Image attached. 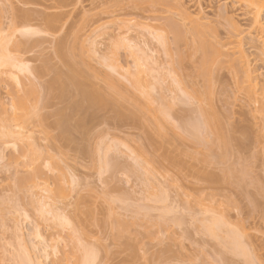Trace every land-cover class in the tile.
I'll list each match as a JSON object with an SVG mask.
<instances>
[{"label":"rangeland","instance_id":"1","mask_svg":"<svg viewBox=\"0 0 264 264\" xmlns=\"http://www.w3.org/2000/svg\"><path fill=\"white\" fill-rule=\"evenodd\" d=\"M173 1L0 0V41L4 38L3 41L5 42V35L6 38L10 37L11 41L8 40L7 43L10 47H6L11 56L5 46H0V52L4 50V47L6 49L3 52L8 54L7 57L9 58L10 56L12 59L14 57V60H17L12 67V61L10 65L8 63L5 66L0 62V114H2V111L4 113L7 110L5 114H9L7 117L11 116L12 118L10 122L7 119L9 125L13 123L11 129L15 127V130H12L16 132L20 128L22 134L24 132L23 139H20L22 135L17 137V139L16 137L15 139L11 137L12 139L8 138L9 142L8 144L6 143L7 145H0V151L2 152V155L0 154V264H19V262L21 264L26 261L21 259L23 256V259H26L24 254L27 251L33 258L37 257L35 259L37 264H63L60 257L68 253L69 256L72 254L69 260L74 262V258L79 255L72 251L74 244L75 249L80 245L75 243L74 240L72 241V239H75L77 242V232H79V235L80 233L84 234L79 237L82 236L86 241L90 240L86 242L89 248L88 251H94L95 259L99 258L96 262L94 261L95 264H264V192H262L264 191L262 190L264 189V79L260 80L261 86L257 88L258 90L255 94V96L257 95L255 97L257 101H254L256 104L252 103L253 101L251 100V102L249 101L251 104L248 103L247 100L249 98L244 94L242 95L239 92V94H236L234 92L236 88L232 87L234 84L232 83V76L230 75V78L226 69H224L226 72H217L218 76H214L220 86L214 80V86L206 84L205 92L203 80L201 83V77L197 75V69L194 68L196 67V59L192 58L193 60H191V57H189L190 60L188 59V51H191V49H187V46L185 48L184 43L178 44L177 42L176 44L173 37L174 32L171 35L169 34L172 30L169 29V33L167 31L168 34H166L162 30L155 31L154 28H148L144 25H164L165 20H160L161 18H158L159 15L163 16L166 14H162V12H165L168 5L176 9L181 4L192 17L198 16L203 21H209V18L216 21L219 19L214 17L217 16L220 7L224 6L225 3L230 5V3L225 0ZM192 1L194 2L192 3ZM175 2L179 3V5ZM194 3L198 7L197 5L194 7ZM229 5L227 9H232L230 12L231 16L233 15L232 17H235L236 21L243 26V28L241 26L243 30L248 31L250 23L244 17L241 18V6L234 3L235 7L233 5L234 8H232V5ZM154 16L158 18L156 22L159 20L161 22L155 23ZM166 16L164 15V17ZM122 20L126 22V25ZM12 22H14L15 26ZM137 22L144 25L141 26ZM127 24H129L128 27ZM135 24H138L139 27ZM100 25L104 27L100 28ZM8 26L10 28L14 27V29L11 28L13 32L17 26V32L15 31L12 34L13 32H10ZM220 27L219 29L221 30ZM93 29H95V32ZM90 34L92 37L88 36ZM160 34L163 36L164 34L167 35V43H169L168 38L171 39L167 49L168 51L170 49V54L172 53L171 49H173L171 55L173 56L174 54L175 60H173V57L166 55L167 52L164 51L163 43L159 42ZM89 39L91 46L88 44ZM126 39H132V42L130 40L127 42ZM83 40H86L85 43L87 45L84 44ZM3 41L2 44L4 45ZM91 42L94 45L97 44L94 46ZM88 47H92V50L89 49L88 51ZM68 49L71 51L69 52ZM80 49L82 50L80 51ZM83 49L88 52L83 53L85 51ZM182 49L187 50L180 53ZM111 50L119 52L121 67H124H122L124 69L122 73L119 72L118 74L116 72L112 75L114 84L111 79L109 80L108 77L107 79L104 76L106 75L105 73L110 72V69L106 71L104 66L109 64L107 59L112 55L109 54L112 53L110 52ZM62 51H65V53L69 52L70 58L64 55ZM90 51H93V53ZM138 51L140 53H137ZM86 53L94 55L92 56L93 58H87L89 54ZM178 53L186 54L184 55L185 58H183L185 61L183 59L180 61V55L177 56ZM76 54L79 56L78 58ZM81 56H84L82 57L83 59ZM101 56L103 57L102 61ZM71 57L77 59H71ZM104 57L108 58L104 60ZM170 58L172 59L171 67H169ZM141 59L142 62L140 61ZM71 60L75 62L72 63ZM81 60L84 62H81ZM103 61L108 63L105 65ZM173 61H176V63L174 64ZM177 62L181 63V67ZM174 67L179 70L175 68L174 72ZM11 68L14 69L12 70ZM66 68L68 69L66 70ZM130 69H132V72ZM150 69L151 71H149ZM137 70H139L138 72L141 70V72L138 73ZM260 70L264 72V69L262 70L259 67L258 71ZM134 73H138L139 77L142 75L140 79L144 77L143 80L141 79V85L144 84L145 87V84L148 83V88L151 86L148 90L146 85L145 89L148 92H145L146 90L144 91V89H140V92L139 89L135 91L137 87L135 89L131 88V84L140 85H138L140 79L138 81ZM168 73L169 75L171 73L172 76H169ZM133 74L137 78V83H132L135 80ZM14 75L17 76V80L13 78ZM74 75L83 77L81 79L86 82L88 98L96 96L95 94L100 91L102 93L101 96L105 100L109 98V101L107 100L104 105H93L86 101L84 103L86 110L84 106L81 108L80 103H83L84 100H82L83 96L82 99L79 97L82 95H79L80 91L76 90V88H79L69 86L68 81L65 80ZM179 77H182L181 79L183 80V82L179 80L182 88L177 83H175L177 85H174V80L175 82L178 81ZM132 78L134 79L133 81L130 80ZM218 78H221L224 83ZM144 79L145 82L147 81L146 83H143ZM111 82L117 86V89ZM67 83L70 93L68 89V92L65 89L67 87L65 84ZM227 85H229L231 92H228L227 89L229 87L226 88ZM199 86L202 89L204 88L203 91H199ZM211 86L214 87L213 90ZM233 86L235 87V85ZM109 87H113L110 88L112 92H109ZM219 88H221V91ZM226 90L227 93H225ZM170 91L174 94L170 93ZM117 92H122V94L118 93V98ZM201 92L205 94L201 95ZM66 93L69 94L67 95ZM209 93H213V95H208ZM123 96L124 99L119 98ZM202 97L205 99V104L210 106V109L205 104L204 106L202 105L204 108L201 106L204 101ZM217 97L220 99H217ZM21 100L23 103L25 102L24 107H21V105H24ZM197 100L198 102L200 101L199 106ZM108 102L111 105L108 106L110 104ZM16 107L25 108V113L20 112L23 111L20 109L18 116H16L17 114L13 115L14 111L15 113L18 112L17 109L19 108L16 109ZM11 108L12 110H10ZM198 108L201 110L198 111ZM26 109H29L27 110L29 113L31 110L32 114L33 112H37V114H29ZM82 109L83 111H81ZM212 109H217L215 112L220 115H217V117H220L221 122L213 121L214 112ZM199 113L200 115L202 114L204 120L200 119L202 117L198 115ZM14 116L20 121L15 119L12 122L11 120H13ZM20 117L24 118L26 129L23 128L24 126H17V122L19 124L21 122L22 118L20 119ZM209 117H212L213 120H210L211 118L209 119ZM2 120L0 124L3 122ZM207 121H209V126H207ZM212 122L213 125L211 124ZM218 123H220L219 126H217ZM227 124L228 127H225ZM79 125H81V129ZM16 127L19 128L17 129ZM217 130L221 132H217V135H215L214 133ZM32 137L34 138L32 139ZM1 139L4 140L0 135V143L2 144ZM10 139L12 144L17 145V147L10 144ZM99 143L102 145L99 146ZM31 148L36 149L40 153L43 151L40 155H43V158H39V162L37 160L38 163L36 161L29 163L31 161L30 157L26 158L25 156L28 153H33ZM21 154L23 157L25 156L26 162L21 158ZM3 157L5 158L3 159ZM16 159L19 160L17 161ZM47 161L48 163L51 161L50 166H46L48 164L46 163ZM15 162H18V165ZM32 163L34 168L31 167L32 165L30 166ZM107 165L109 166L108 168ZM19 166L21 168H18ZM38 166L40 167L38 168ZM22 167H26V169L24 168L23 171ZM28 168L30 169L28 170ZM34 169L38 171V173L36 171L38 178L36 177V182H33L37 188L31 184L28 186L29 183H24L25 180L26 182L30 180V175H35ZM41 169L45 173L42 176L40 174ZM56 169L58 171L61 170V175L57 173ZM33 172L34 175H32ZM66 173L68 174L64 175ZM31 179L33 180L34 178ZM62 179L63 183L61 182ZM20 183L24 184L26 188L21 185L20 188L22 189H17ZM31 187L34 188L30 189ZM46 187H48V190ZM57 188L62 190H57ZM20 190H23L21 194ZM209 205L211 210L208 209ZM205 212H208V214H205ZM213 216L217 219L213 218ZM58 217H61V219ZM142 217H146V220ZM221 218H225V222L228 221V223L219 225L222 228L219 231L216 229L219 236H217V233L216 236L218 238L215 240L216 236L210 233V227L213 225V220L218 221L219 219L220 221ZM211 219L212 221H210ZM223 219L221 222H224ZM61 222H63V225ZM58 223L61 224L59 225ZM66 224L68 226H64ZM16 225L20 226L17 231ZM54 226H57V228ZM58 227L62 233L59 232L60 230L58 231ZM66 227L69 228L67 229ZM53 230L54 232H52ZM17 233L22 236L24 243L21 244L24 245L20 244L19 238V240L17 239ZM71 235L74 238H71L73 237ZM228 235L241 236L243 240L241 238L238 239L242 241L240 243L243 250L241 248L237 249L239 251L233 250L234 252L232 249L227 250L226 247L230 248V245L226 244L221 237L226 238ZM59 236H63L61 241ZM50 239L51 241H49ZM52 241H55V243H52L53 246L58 244L59 249L57 247L55 249L57 245L54 248L51 247ZM70 241L71 246L69 245ZM67 246L68 248H65ZM25 248L27 250L24 252ZM22 250L24 253H22ZM94 254H92L93 258ZM87 257L89 256L87 255Z\"/></svg>","mask_w":264,"mask_h":264},{"label":"bare ground","instance_id":"2","mask_svg":"<svg viewBox=\"0 0 264 264\" xmlns=\"http://www.w3.org/2000/svg\"><path fill=\"white\" fill-rule=\"evenodd\" d=\"M176 1V0H175ZM227 3H230V5H232V8H234L235 7V5H234V3L235 4H238L239 6H241V11H240V13L242 12V15H240L241 16V18H245L247 21H249V26L251 27V29H250V27L247 29L248 31H245V30H243L242 28H243V26L242 25H240V23L238 22V21H236V19H235V17H232L231 16V14H230V12L232 11V9H230V10H228L227 9V7H228V5L229 4H224V6H221L220 7V9L218 10V14H217V16L216 17H214V18H217L218 17V19L219 20H214L213 19V16H212V19L213 20H210V18L208 19L209 21H211V23H209V21H207V20H204L203 21V19H201L200 17H198V16H196V17H192L191 16V14H189L188 13V10H186V8L183 6V4H181L180 6H178L176 9L175 8H173V7H169V5H168V8L165 10V12H162V10H161V12H162V14H164V13H166V14H164V15H167L166 17H164V15L163 16H160L159 15V17L158 18H161L160 20H162V21H164L165 20V23H163L164 25H162V24H160V25H153L152 24V26H149V25H144V24H140V23H138L139 25H144V26H147L148 28L149 27H151L152 29L154 28V30L156 31H160V30H162L164 33L166 32V34H168L169 33V31L170 30H172V31H170V35H171V33L173 34V32H174V38H175V40H174V42L177 44V42H178V44L179 43H184L185 44V48H186V46H187V49H191V51L189 52L188 51V53H189V56H188V59H189V57H191L190 59L191 60H193L192 58H194V59H196V64H195V66L196 67H194V68H196L197 69V75L198 76H200L201 77V83H202V80H203V87H205V92H206V86L207 85H213L214 86V84L213 83H215V81L214 80H216L215 78H214V76H218V74H217V72L219 73V72H221L222 71V73H223V71H225L226 72V70H227V73H229V76L231 75L232 76V83H234L233 85H235V87L232 85V87L233 88H236V91H234V92H236V94L239 92L240 94H244L247 98H249V100H247V98H246V100L248 101V103H250L251 101H253L252 103H255L256 101H257V99L255 98L256 96H255V94H256V91L258 90L257 88L259 87V86H261V84H260V80L261 79H264V72H261V70L260 71H258L259 70V67L263 70L264 69V0H225ZM172 2H174L173 0H172ZM194 1H192V3H193ZM176 3V2H175ZM232 3V4H231ZM177 4V3H176ZM156 5H158V4H156ZM155 5V6H156ZM177 5H179V3L177 4ZM176 5V6H177ZM195 5H197L196 3H194V7H195ZM229 5V6H230ZM233 5H234V7H233ZM160 6V5H159ZM172 6V5H171ZM183 6V7H182ZM175 7V6H174ZM197 7H198V5H197ZM243 7V8H242ZM171 8H173V9H171ZM159 9V8H158ZM152 10V9H151ZM155 10V9H154ZM234 10V9H233ZM152 12H153V10H152ZM155 12V11H154ZM156 12H158V11H156ZM155 14V13H154ZM201 15V14H200ZM26 16V15H25ZM151 17V16H150ZM155 17V23H159V22H161L160 20L159 21H157L156 22V20L158 19V18H156L157 16H154ZM151 18H153V17H151ZM149 19V18H148ZM154 19V18H153ZM153 19H152V21H153ZM244 19V20H245ZM245 20V21H246ZM127 21V20H126ZM133 21V20H132ZM54 22V21H53ZM121 22V21H120ZM122 22H123V20H122ZM130 22V21H129ZM13 24H14V22H12ZM11 23V24H12ZM125 25H126V22H123ZM213 23H216L215 25H211V24H213ZM123 24V25H124ZM138 24L136 25V26H138ZM104 25V24H103ZM103 25H100L99 27L101 28ZM128 25L129 24H127V27H128ZM9 26H11V25H9ZM8 26V27H9ZM14 26H15V24H14ZM131 26V25H130ZM165 26V27H164ZM219 26H221L220 28H221V30L219 29ZM241 26H242V28H241ZM98 27V28H99ZM104 27V26H103ZM102 27V28H103ZM134 27V26H133ZM139 27V26H138ZM12 28V27H11ZM11 28L9 27V30H10V32H13L12 30H11ZM16 29H17V26L15 27ZM99 28V29H100ZM121 28H122V26H121ZM130 28V27H129ZM129 28H128V30H129ZM146 28V27H145ZM148 28H146L147 30H148ZM247 28V27H246ZM7 29V28H6ZM12 29H14V27L12 28ZM15 29V31L17 32V30ZM97 29V28H96ZM170 29V30H169ZM22 30V29H21ZM95 29H93V31H94ZM101 30V29H100ZM99 30V31H100ZM169 30V31H168ZM6 31V30H5ZM15 31L12 33V34H14L15 33ZM20 31V30H19ZM93 31H92V33H93ZM99 31H98V33H99ZM102 31V30H101ZM167 31H168V33H167ZM3 32H4V30H3ZM25 32V31H24ZM95 32V31H94ZM148 32H150V31H148ZM5 34H7V32H4ZM20 33V32H19ZM21 34V33H20ZM96 34V33H95ZM166 34H164V36L163 35H161L160 34V41L159 42H162L163 43V45L160 43V45H162L164 48H165V50L164 51H166L167 52V54L166 55H168V57H173V60H175L174 59V54H173V56L171 55L172 53H173V49H171V54H170V49H169V51H168V49L167 48H169V45L168 44H170V40L171 39H169L168 38V41H169V43H167V38H166ZM75 35V34H74ZM169 35V36H170ZM9 36V35H8ZM88 36H91V34L90 35H88ZM147 36V35H146ZM1 37H2V35H1ZM5 37V42L3 41L4 40V38H3V42H4V45L2 44V41H0L1 42V44H0V46H9L10 47V45H8L7 43H8V40L9 41H11L10 40V37H8V38H6V35L4 36ZM77 37V36H76ZM92 37V36H91ZM72 38H74V37H72ZM79 38V37H78ZM82 38V37H81ZM172 38V37H171ZM16 39V38H15ZM80 39V38H79ZM87 39V38H86ZM111 39V38H110ZM122 39V38H121ZM0 40H1V38H0ZM6 40H7V42H6ZM94 40V39H93ZM112 40V39H111ZM127 40V39H126ZM131 42H132V39H129ZM129 40H127V42L129 41ZM17 41V40H16ZM75 41V40H74ZM84 41V40H83ZM88 41V40H87ZM92 41V40H91ZM95 41V40H94ZM115 41V40H114ZM123 41V40H122ZM14 42V41H13ZM79 42V41H78ZM78 42H77V44H78ZM86 42V40L84 41V44H86L85 43ZM90 39H89V41H88V44L90 45ZM172 42V41H171ZM6 43V44H5ZM20 43V42H19ZM60 43V42H59ZM74 43H76V42H74ZM79 43H82V42H79ZM92 43V45H94V43L93 42H91ZM103 43V42H102ZM109 43H110V41H109ZM114 43V42H113ZM123 43V42H122ZM130 43V42H129ZM134 43V42H133ZM97 44V43H96ZM95 44V45H96ZM105 44V43H104ZM119 44V43H118ZM121 44V43H120ZM126 44H128V43H126ZM13 45V44H12ZM21 45V44H20ZM25 45H27V44H25ZM63 45V44H62ZM69 45V44H68ZM81 45V44H80ZM87 45V44H86ZM94 45V46H95ZM108 45V44H107ZM122 45H124V44H122ZM19 46V45H18ZM17 46V47H18ZM66 46V45H65ZM72 46H74V45H72ZM78 46V45H77ZM77 46H76V48H77ZM83 46V45H82ZM91 46V45H90ZM119 46V45H118ZM117 46V47H118ZM125 46V45H124ZM134 46V45H133ZM132 46V47H133ZM171 46V45H170ZM6 47V48H7ZM13 47V46H12ZM22 47H25V46H22ZM79 47V46H78ZM84 47H85V45H84ZM83 47V48H84ZM93 47V46H92ZM92 47H88V51H89V49H91L92 50ZM126 47H127V45H126ZM130 48H131V46H129ZM190 47V48H189ZM6 48H4L3 47V49L5 50ZM19 48H20V46H19ZM61 48H62V46H61ZM64 48V47H63ZM87 48V47H86ZM94 48V47H93ZM119 48V47H118ZM121 48V47H120ZM134 48V47H133ZM175 48H176V46H175ZM184 48V47H183ZM13 49H15V48H13ZM117 49V48H116ZM123 49H124V47H123ZM127 49V48H126ZM181 49V48H180ZM187 49H185V50H187ZM1 50V49H0ZM3 50V51H4ZM12 50V49H11ZM10 50V51H11ZM63 50H65V49H63ZM82 49H80V51H81ZM83 50H85V51H83V53L84 52H88L86 49H83ZM127 50H129V49H127ZM127 50H126V52H127ZM137 50V49H136ZM184 49H182V51H180V50H178V51H180V53L181 52H184L185 51ZM3 51H1L0 53H1V56H0V62H2V65L3 66H5V65H7L8 63H9V65H10V63H12V65H11V67L13 66V64L14 63H16L15 61H17L16 59L14 60V57H13V59H12V57H10L11 56V54H9L10 52L8 51V48H7V51H8V54L10 55L9 56V58H11V59H9L7 56H8V54H5ZM68 51H69V49H68ZM71 51V50H70ZM69 51V52H70ZM79 51V52H80ZM93 51H94V49H93ZM93 51H90L91 53H93ZM121 51V50H120ZM13 52V51H12ZM15 52V51H14ZM17 52V51H16ZM57 52V51H56ZM69 52L68 53H65V51L63 52L62 51V53L64 54V55H66V56H68V58H70L69 57ZM107 52V51H106ZM110 52H112V53H109V54H112L110 57H109V59H107V58H105L104 57V60H106L107 59V61L109 62V64H107V66H104V67H106L105 69H106V71H108L109 69H110V72L109 73H105L106 75H104V76H106V78L108 77L109 78V80L111 79V81L113 82V84L115 83L114 82V80H112V75H114L116 72L119 74V72L120 73H122V71H124V67L122 68L121 67V63H120V61H119V58H120V56H119V52L117 51V50H111ZM131 52V51H130ZM133 52V51H132ZM169 52V53H168ZM61 53V52H60ZM82 53V54H83ZM91 53H86V54H91ZM94 53H95V51H94ZM137 53H140L139 51L137 52ZM13 54V53H12ZM15 54H17V53H15ZM21 54V53H20ZM106 54V53H105ZM130 54H132V53H130ZM136 54V53H135ZM71 55H73L72 53H71ZM80 55V54H79ZM84 55V54H83ZM88 55V57L87 58H89V57H92V56H94V55H90L89 56ZM176 55V54H175ZM178 55H180L179 57H180V61H181V59H183V58H185L184 57V55H186V54H177V56ZM22 56V55H21ZM59 56V55H58ZM75 56V55H74ZM85 56V55H84ZM84 56H81V58L82 57H84ZM95 56H96V54H95ZM103 56V55H102ZM101 56V57H102ZM129 56V55H128ZM140 56V55H139ZM18 57H20V56H18ZM23 57V56H22ZM62 57V56H61ZM76 57L78 58L79 56L76 54ZM133 58H134V56H132ZM176 57V56H175ZM16 58V57H15ZM21 58V57H20ZM19 58V59H20ZM77 58H72L71 57V59H77ZM93 58V57H92ZM99 58V57H98ZM139 58V57H138ZM83 59V58H82ZM90 59V58H89ZM102 59H103V57L101 58V61H102ZM135 59V58H134ZM136 59H137V57H136ZM189 59V60H190ZM64 60V59H63ZM80 60V59H79ZM170 61H169V64H170V66L169 67H171V65H172V62H171V58L169 59ZM12 61V62H11ZM70 61V60H69ZM72 61V60H71ZM77 61V60H76ZM83 60H81V62H82ZM138 61V60H137ZM136 61V62H137ZM141 62H142V59L140 60ZM146 61V60H145ZM179 61V62H180ZM183 61H185L184 59H183ZM20 62H22V61H20ZM24 62V61H23ZM22 62V63H23ZM75 61H72V63H74ZM84 62V61H83ZM108 62H106V61H103V64L105 63V65H106V63H108ZM17 63H19V62H17ZM22 63H20V64H22ZM71 63V62H70ZM173 63L175 64L176 63V61H173ZM178 63V62H177ZM195 63V62H194ZM82 64V63H81ZM99 64V63H98ZM149 64V63H148ZM178 64H180V67H181V63H178ZM185 64V63H184ZM16 65V64H15ZM14 65V66H15ZM18 65V64H17ZM83 65V64H82ZM141 65V64H140ZM168 65V64H167ZM177 65V64H176ZM21 66H23V64L21 65ZM72 66H73V64H72ZM175 66V65H174ZM77 67V66H76ZM144 67V66H143ZM162 67V66H161ZM177 67H178V65H177ZM177 67H174V72H175V68L177 69ZM8 68V67H7ZM16 68H18V67H16ZM20 68V67H19ZM102 68V67H101ZM108 68V69H107ZM168 68V67H167ZM172 68H173V66H172ZM171 68V69H172ZM184 68V67H183ZM12 70L14 69V68H11ZM63 69V68H62ZM68 68H66V70H67ZM76 69V68H75ZM78 69V68H77ZM103 69V68H102ZM134 69H136V68H134ZM137 69H138V64H137ZM139 69H140V67H139ZM143 69V68H142ZM171 69H170V71H171ZM186 69V68H185ZM185 69H182V70H185ZM195 69V70H196ZM224 69H226V70H224ZM9 70V69H8ZM25 70H27V68H25ZM126 70V69H125ZM131 70V72H132V69H130ZM154 70V69H153ZM167 70V69H166ZM172 70V71H173ZM177 70H179V69H177ZM194 70V71H195ZM2 71V70H1ZM10 71V70H9ZM28 71V70H27ZM70 71V70H69ZM68 71V72H69ZM73 71V70H72ZM99 71V70H98ZM127 71H128V69H127ZM127 71H125V72H127ZM139 70H137V72H138ZM149 71H151V69L149 70ZM168 71H169V69H168ZM6 72V71H5ZM17 72V71H16ZM21 72V71H20ZM64 72H65V70H64ZM125 72H124V74H125ZM135 72V71H134ZM140 72H141V70H140ZM140 72H138V73H140ZM144 72V71H143ZM142 72V73H143ZM180 72V71H179ZM259 72V73H258ZM1 73V72H0ZM8 73V72H7ZM10 73V72H9ZM60 73V72H59ZM100 73V72H99ZM138 73H134L136 76H137V78H138V81H139V79H140V77L142 76H138L137 74ZM171 73H173V72H171ZM170 73V75L172 76V74ZM4 74V73H3ZM132 74V73H131ZM134 74H133V76H134ZM152 74V73H151ZM173 74H177V73H173ZM215 74H217V75H215ZM9 75H11V74H9ZM8 75V76H9ZM12 75H13V73H12ZM11 75V76H12ZM58 75V74H57ZM68 75V74H67ZM130 75V74H129ZM166 75V74H165ZM168 75H169V73H168ZM169 75V76H170ZM178 75V74H177ZM180 75V74H179ZM222 75V74H221ZM55 76V75H54ZM95 76V75H94ZM102 76V75H101ZM145 76H147V75H145ZM231 76H230V78H231ZM10 77V76H9ZM17 76H13V78L15 79ZM59 77H60V75H59ZM63 78H64V76H62ZM66 77H68V76H66ZM87 77V76H86ZM119 77V76H118ZM122 77V76H121ZM135 77V76H134ZM165 77V76H164ZM174 77H175V75H174ZM176 77H178V76H176ZM187 77V76H186ZM185 77V78H186ZM8 78V77H7ZM81 78H83L82 76L81 77H79V76H70L69 78H68V80L67 79H65L66 81H68V83H69V86H74L73 88H76V87H78L79 89H77L76 88V90H79L80 91V93H79V95L80 94H82V95H78L77 93V95L79 96V97H81V99H82V96H83V99L82 100H84L83 101V103H82V105H81V103H80V107L81 108H83L82 106H84V103L87 101L89 104H96V105H104V104H106V102H107V100L109 101V98L107 99V100H105L101 95H102V93L99 91V93L98 94H95L96 96H92V97H90V98H88L89 97V95H88V93H86L87 91H86V82L83 80V79H81ZM105 78V77H104ZM107 78V79H108ZM126 78V77H125ZM137 78L135 77L134 79L136 80H134L133 78L132 79H130L131 81H133L134 80V82H132V83H137ZM143 78L144 77H142L141 79L143 80ZM154 78V77H153ZM169 78V77H168ZM182 78V77H181ZM180 77L178 78V81H176L175 82V80H174V85H179V87L180 88H182L180 85H181V81H179V80H182ZM221 78H222V76H221ZM221 78H218V79H220V81L223 79H221ZM10 79H11V77H10ZM18 78H16V80H17ZM58 79V78H57ZM124 79V78H123ZM127 79V78H126ZM141 79H140V81L138 82V85L141 87H139V86H135L134 84L132 85L131 84V88L133 87L134 89H135V87H137L136 89H135V91H138V89H139V92H140V89H144V91L146 90L145 88H146V85H147V88H148V83L147 84H145V87H144V84H142L141 85V83H142V81H141ZM152 79V78H151ZM155 79H157V78H155ZM170 79H172L173 80V78H171L170 77ZM175 79V78H174ZM177 79V78H176ZM195 79H197V78H195ZM12 80V79H11ZM59 80H60V78H59ZM58 80V81H59ZM89 80H90V78H89ZM130 80H129V82H130ZM149 80V79H148ZM188 80V79H187ZM194 80V79H193ZM224 80V79H223ZM222 80V81H223ZM88 81V80H87ZM128 81V80H127ZM166 81V80H165ZM191 81V80H190ZM217 82H216V84L218 83V80H216ZM225 81V80H224ZM224 81H223V83H224ZM52 82V81H51ZM105 82H107L106 80H105ZM110 82V81H109ZM112 82H111V84H112ZM141 82V83H140ZM145 82V79H144V81H143V83ZM147 82V81H146ZM145 82V83H146ZM160 82V81H159ZM169 82V81H168ZM182 82H183V80H182ZM198 82V81H197ZM207 82V83H206ZM68 83L67 84H65V86L67 85V87L65 88L66 89V91H67V89H68V91H69V86H68ZM156 83H158V82H156ZM173 83V82H172ZM175 83H177V84H175ZM195 83H196V81H195ZM194 83V84H195ZM200 83V82H199ZM200 83V84H201ZM64 84V83H63ZM108 84V83H107ZM112 84V85H113ZM152 84V83H151ZM184 84V83H183ZM182 84V86H184ZM207 84V85H206ZM215 84V85H216ZM227 84V83H226ZM112 85H109V86H112ZM125 85V84H124ZM162 85V84H161ZM164 85V84H163ZM169 85H170V83H169ZM197 85H198V83H197ZM202 85V84H201ZM217 85H219V84H217ZM62 86V85H61ZM65 86H62V87H65ZM113 86H115V88L117 87L116 85H113ZM120 86V85H119ZM119 86H118V90H119ZM128 86V85H127ZM152 86H154V85H152ZM159 86V85H158ZM170 86H172V85H170ZM194 86V85H193ZM213 86H211V88H212V90L214 89V87ZM220 86V85H219ZM57 87V86H56ZM61 87V88H62ZM106 87V86H105ZM139 87V88H138ZM151 87V86H150ZM150 87L148 88V90L150 89ZM175 87V86H174ZM178 87V86H177ZM200 87V86H199ZM216 88H217V86H215ZM223 87V86H222ZM229 87V85H227L226 86V88H228ZM231 87V88H232ZM19 88V87H18ZM71 88V87H70ZM110 88H113V87H109V92L111 91V89ZM121 88V87H120ZM126 88V87H125ZM158 88V87H157ZM176 88V87H175ZM184 88V87H183ZM195 88H196V85H195ZM210 88V87H209ZM208 88V89H209ZM215 88V89H216ZM224 88V87H223ZM232 88V89H233ZM59 89V88H58ZM64 89V88H63ZM62 89V90H63ZM64 89V90H65ZM117 89V88H116ZM134 89H132L133 91H134ZM173 89V88H172ZM171 89V90H172ZM197 89H199V88H197ZM204 89V88H203ZM203 89L200 87V89H199V91H203ZM220 89V91H221V88H219ZM230 89V87L227 89L228 90V92H231V90H229ZM21 90V89H20ZM52 90V89H51ZM63 90V91H64ZM91 90V89H90ZM94 90V89H93ZM106 90V89H105ZM141 90V91H142ZM148 90H146L145 92H148ZM170 90V89H169ZM174 90V89H173ZM212 90H210V91H212ZM217 90V89H216ZM225 90V89H224ZM227 90H226V92L225 93H227ZM233 90H235V89H233ZM18 91V90H17ZM65 91V92H66ZM67 91V92H68ZM71 91H72V88H71ZM117 91V90H116ZM115 91V92H116ZM121 91V90H120ZM125 91V90H124ZM178 91L179 92H181L180 91V89H178ZM51 92V91H50ZM64 92V93H65ZM78 92V91H77ZM95 92H96V90H95ZM108 92V93H109ZM112 92V91H111ZM145 92H144V94H145ZM154 92V91H153ZM152 92V93H153ZM217 92V91H216ZM222 92H223V90H222ZM233 92V91H232ZM61 93V92H60ZM69 93H70V91H69ZM68 93V94H69ZM72 93V92H71ZM118 93H120V92H117V98H118ZM130 93V92H129ZM142 93V92H141ZM170 93H172V94H174L173 92H171L170 91ZM197 93H198V95L200 96V94H199V92H198V90H197ZM202 93V92H201ZM211 93V92H210ZM208 94V95H213V93L212 94ZM219 93V92H218ZM238 93V94H239ZM67 94V93H66ZM65 94V95H66ZM67 94V95H68ZM100 94V95H99ZM111 94H113V93H111ZM120 94H122V92L120 93ZM119 94V95H120ZM176 94V93H175ZM205 94V93H204ZM203 93L201 94V95H204ZM221 94V93H220ZM219 94V95H220ZM94 95V94H93ZM103 95H105V94H103ZM116 95V94H115ZM165 95V94H164ZM62 96V95H61ZM74 96V95H73ZM107 96H108V94H107ZM132 96V95H131ZM150 96V95H149ZM172 96V95H171ZM210 96V97H211ZM245 96H243V97H245ZM49 97V96H48ZM68 97V96H67ZM137 97V96H136ZM168 97V96H167ZM166 97V98H167ZM205 97V96H204ZM18 98H20V97H18ZM62 98V97H61ZM116 98V97H115ZM119 98H121V99H124V96L123 97H119ZM150 98V97H149ZM171 98V97H170ZM200 98V97H199ZM206 98V97H205ZM226 98V97H225ZM234 98V97H233ZM239 98V97H238ZM130 99V98H129ZM128 99V100H129ZM174 99H175V97H174ZM173 99V100H174ZM197 99H198V97H197ZM202 99L204 100L203 102H202V104H201V106L203 105L204 106V104H205V99L202 97ZM214 99V98H213ZM217 99H220V98H218L217 97ZM20 100V99H19ZM27 100V99H26ZM80 100V99H79ZM172 100V99H171ZM228 100V99H227ZM251 100V101H250ZM22 101V100H21ZM130 101H131V99H130ZM208 101H210V100H208ZM250 101V102H249ZM255 101V102H254ZM29 102V101H28ZM68 102V101H67ZM110 102H112V101H110ZM110 102H108V103H110ZM168 102V101H167ZM212 102V101H211ZM223 102V101H222ZM15 103V102H14ZM22 103H23V101H22ZM22 103H20V104H22ZM39 103V102H38ZM197 103H198V106L200 105L199 103H200V101L198 102V100H197ZM213 103H214V101H213ZM216 103V102H215ZM229 103V102H228ZM227 103V104H228ZM258 103V102H257ZM17 104H18V101H17ZM24 105H21V107L23 106H25V102L23 103ZM27 104V103H26ZM127 104V103H126ZM134 104H136V103H134ZM145 104V103H144ZM151 104V103H150ZM208 104V103H207ZM251 104V103H250ZM256 104V103H255ZM254 104V105H255ZM14 105V104H13ZM78 105V104H77ZM95 105V106H96ZM109 105H111V103L110 104H108V106ZM116 105V104H115ZM213 105V104H212ZM16 106V105H15ZM29 106V105H28ZM32 106H33V103H32ZM31 106V107H32ZM74 106H75V104H74ZM92 106V105H91ZM90 106V107H91ZM202 106V107H203ZM205 106L206 107H208V109H210L209 107L210 106H208V105H206L205 104ZM2 107H3V105H2ZM39 107V106H38ZM78 108H79V106H77ZM76 107V108H77ZM134 107V106H133ZM132 107V108H133ZM202 107H200V108H202ZM217 107V106H216ZM17 108H19V107H16V109ZM27 108V107H26ZM131 108V109H132ZM204 108V107H203ZM215 108V107H214ZM218 108V107H217ZM2 110H4L3 108H1ZM20 109H22L23 111H20ZM84 109L86 110V108H85V106H84ZM88 109V108H87ZM90 109V108H89ZM206 109V108H205ZM1 110V111H2ZM10 110H12V108L10 109ZM14 110V109H13ZM27 110H29V109H26V112H27ZM34 110H36V109H34ZM68 110V109H67ZM74 110V109H73ZM158 110H159V108H158ZM163 110V109H162ZM166 110V109H165ZM164 110V111H165ZM201 110V109H200ZM199 110V108H198V111H200ZM213 110V112H214V115L212 116V117H214V120L212 119V117H209V119L210 120H213V121H215V122H221V120L217 117V115H218V113L216 114V112H215V110H217V109H212ZM7 111V110H6ZM4 112L3 113V111H2V114H0V121L3 119V117H4V114L5 113H7V112ZM17 113H15V111H14V113H13V115H15V114H17L16 116H18L19 115V111L20 112H23V113H25L24 111H25V108H19V109H17ZM37 111H39V110H37ZM78 111H79V109H78ZM81 111H83V109L81 110ZM80 111V112H81ZM153 111V110H152ZM204 111V110H203ZM210 111V110H209ZM10 112H12V111H10ZM40 112V111H39ZM155 112V111H154ZM202 112V111H201ZM200 112V113H201ZM205 112V111H204ZM203 112V113H204ZM213 112H212V114H213ZM219 112V111H218ZM1 113V112H0ZM8 113H9V111H8ZM23 113H21V114H23ZM27 113H29V112H27ZM34 113H36L37 114V112H33V114H32V111L30 110V113L29 114H32V115H34ZM200 113L198 114L199 116H201L202 117V114L200 115ZM206 113H208L207 111H206ZM205 113V115H207ZM211 113V112H210ZM66 114H67V112H66ZM159 114H160V112H159ZM226 114V113H225ZM7 115H9V114H7ZM7 115L5 114V117H6V119H5V117H4V119L2 120L3 122L0 124L1 126V130H0V135H1V138H4V140H2L1 139V141L3 142L2 144L0 143V145L2 146H5V145H7L8 144V138H11V137H13V139H15V137H16V139H17V137H19L20 135H22V138H20V139H23V134H24V132H23V134H22V132L20 131V128L19 127H23V128H25L26 129V127H25V122L23 121V119L24 118H22V117H20V119H21V122H20V124H19V122H17L18 123V125L17 126H19V127H16L17 129L19 128V131H13L12 129H14V128H12L11 129V125L13 124H8L7 123V119H9L8 120V122H10V119H12L11 118V116L10 117H7ZM11 115V114H10ZM26 115V114H25ZM28 115V114H27ZM171 115V114H170ZM196 115V114H195ZM3 116V117H2ZM16 116H14L13 117V120H11L12 122H14V120L16 119V121H20L19 119L17 120V118H16ZM24 116V115H23ZM65 116V115H64ZM67 116V115H66ZM210 116V115H209ZM218 116H220V115H218ZM26 117V116H25ZM29 117H30V115H29ZM33 117V116H32ZM31 117V118H32ZM40 117H41V115H40ZM62 117V116H61ZM69 117V116H68ZM167 117V116H166ZM205 117V116H204ZM207 117V116H206ZM222 117V116H221ZM2 118V119H1ZM19 118V117H18ZM27 118H28V116H27ZM26 118V119H27ZM34 118H36V117H34ZM62 118H65V117H62ZM160 118V117H159ZM196 118V117H195ZM30 119V118H29ZM28 119V120H29ZM161 119V118H160ZM201 120L203 119V117L202 118H200ZM207 119V118H206ZM223 119V118H222ZM37 120V119H36ZM65 120V119H64ZM158 120V119H157ZM167 120V119H166ZM204 120V119H203ZM230 120V119H229ZM15 121V122H16ZM27 121V120H26ZM30 122H31V119L29 120ZM29 121H28V124H29ZM32 121H33V119H32ZM68 122H69V120H67ZM206 121V120H205ZM23 123V124H22ZM65 123V122H64ZM79 123H80V121H79ZM85 123V122H84ZM183 123H184V121H183ZM209 123V121H207V124ZM224 123V122H223ZM230 123V122H229ZM31 124V123H30ZM58 124H59V122H58ZM67 124V123H66ZM85 124H87V123H85ZM172 124V123H171ZM205 124V126H206V122L204 123ZM212 125H213V122L211 123ZM35 125V124H34ZM65 125V124H64ZM68 125V124H67ZM82 125V124H81ZM81 125H79V127L81 126ZM186 125V124H185ZM184 125V126H185ZM220 125V123H218L217 124V126H219ZM225 125V124H224ZM14 126H15V124H14ZM36 126V125H35ZM203 126V125H202ZM201 126V127H202ZM207 126H209V124L207 125ZM13 127V126H12ZM41 127H42V123H41ZM86 127V126H85ZM212 127V126H211ZM214 127V126H213ZM221 127H222V125H221ZM225 127H228V124L225 126ZM59 128V127H58ZM65 128V127H64ZM83 128V127H82ZM16 129V130H17ZM22 129V128H21ZM43 129V128H42ZM41 129V130H42ZM80 129H81V127H80ZM206 129V128H205ZM210 129V128H209ZM214 129H216V128H214ZM213 129V131H215ZM218 129H219V127H218ZM223 129V128H222ZM221 129V130H222ZM227 129V128H226ZM15 130V129H14ZM27 130H28V128H27ZM82 130H84V129H82ZM85 130H87L86 128H85ZM90 130V129H89ZM182 130H184V129H182ZM201 130V129H200ZM204 130V129H203ZM223 130H225V129H223ZM229 130V129H228ZM227 130V131H228ZM226 131V130H225ZM224 131V132H225ZM26 132V131H25ZM27 132H29V131H27ZM85 132V131H84ZM202 132V131H201ZM212 132V131H211ZM217 132H218V130L214 133L215 135H217ZM221 132V131H220ZM220 132H218V133H220ZM31 133V132H30ZM83 133V132H82ZM184 133V132H183ZM227 133H229V132H227ZM32 134H33V132H32ZM207 134H208V132H207ZM209 134H211V133H209ZM222 134H223V132H222ZM231 134V133H230ZM27 135V134H26ZM31 135V134H30ZM196 135V134H195ZM214 135V136H215ZM221 135V134H220ZM220 135H218V136H220ZM224 135V134H223ZM193 136V135H192ZM213 136V135H212ZM211 136V137H212ZM70 137V136H69ZM194 137V136H193ZM208 137V136H207ZM206 137V138H207ZM217 137V136H216ZM226 137V136H225ZM225 137H222V138H225ZM229 137V136H228ZM30 138V137H29ZM29 138H27V140H29ZM34 137H32V139H33ZM218 138V137H217ZM227 138V137H226ZM12 139V138H11ZM10 139V141H11V143L10 144H12V140ZM31 139V140H32ZM90 139V138H89ZM208 139V138H207ZM219 139V138H218ZM217 139V140H218ZM229 139H230V137H229ZM102 140V139H101ZM205 140V139H204ZM217 140H215V141H217ZM222 140V139H221ZM16 141V140H15ZM24 141V140H23ZM30 141V140H29ZM28 141V142H29ZM209 141V140H208ZM20 142V141H19ZM27 142V141H26ZM202 142V141H201ZM206 142V141H205ZM219 142V141H218ZM7 143V144H6ZM13 143H15V142H13ZM23 143V142H22ZM74 143V142H73ZM209 143H210V141H209ZM5 144V145H4ZM16 144V143H15ZM25 144V143H24ZM220 144V143H219ZM222 144V143H221ZM14 147L16 146L17 147V145H14V144H12ZM11 145V146H12ZM35 145V144H34ZM100 145H102V144H100L99 143V146ZM224 145H225V143H224ZM227 145H229V144H227ZM231 145V144H230ZM10 146V147H11ZM19 146V145H18ZM32 146H33V144H32ZM36 146V145H35ZM98 146V147H99ZM24 147H25V145H24ZM79 147V146H78ZM224 147V146H223ZM6 148V147H5ZM4 148V149H5ZM7 148H8V146H7ZM29 148V147H28ZM35 148V147H34ZM34 148L32 149L31 148V150H33V153L30 155L29 153L27 154L26 152H27V150H26V152H25V154H27V155H25L26 156V158L28 157H30V159H31V161L29 162V163H31L32 161L33 162H35L36 161V163H38L39 162V160L41 159V157L43 158V155L42 156H40L41 154H42V152L40 153V152H37V150L35 149L34 150ZM3 149V148H2ZM37 149H38V147H37ZM40 149V148H39ZM98 149V148H97ZM210 149V148H209ZM228 149V148H227ZM1 150V149H0ZM30 150V151H31ZM101 150V149H100ZM98 151V150H97ZM219 151V150H218ZM228 151V150H227ZM29 152V151H28ZM96 152V151H95ZM99 152V151H98ZM2 152L0 151V154H1ZM17 153V152H16ZM100 153V152H99ZM46 154V153H45ZM44 154V155H45ZM62 154V153H61ZM98 154V153H97ZM2 155V154H1ZM5 155V154H4ZM22 155V154H21ZM21 155H19V156H21ZM29 155V156H28ZM212 155V154H211ZM226 155H227V153H226ZM25 156L23 157V155L21 156V158H25ZM46 156V155H45ZM15 157V156H14ZM215 157V156H214ZM2 158V157H1ZM5 157H3V159H4ZM40 158V159H39ZM61 158V157H60ZM20 159V158H19ZM18 159V160H19ZM39 159V160H38ZM50 160H51V158H49ZM52 159H54V158H52ZM100 159V158H99ZM220 159H222V158H220ZM17 160V159H16ZM17 160V161H18ZM25 160V162H26V159H24ZM37 160H38V162H37ZM55 160V159H54ZM58 159L56 158V161H57ZM206 160H208V159H206ZM13 161V160H12ZM28 161H29V159H28ZM55 161V162H56ZM59 161L61 162V160L59 159ZM210 161V160H209ZM7 162H9V161H7ZM20 162V161H19ZM53 162V161H52ZM58 162V161H57ZM46 163H48V161L46 162ZM50 163H51V161H50ZM50 163H48L46 166H50L49 164ZM15 164L16 165H18V162L16 163L15 162ZM21 165H22V163H20ZM24 164V163H23ZM25 164H28V163H25ZM40 164V163H39ZM6 165V164H5ZM9 165H12V164H9ZM8 165V166H9ZM32 165V166H31ZM35 165V164H34ZM37 165V164H36ZM43 166H45L44 164H42ZM61 165V164H60ZM14 166V165H13ZM30 166L31 167H33L34 168V166H33V163L32 164H30ZM29 166V167H30ZM27 167V166H26ZM26 167H24L25 169H26ZM40 166H38V168H39ZM55 167V166H54ZM53 167V168H54ZM109 166L107 165V168H108ZM8 168V167H7ZM13 168V167H12ZM14 168H15V166H14ZM18 168H21L20 166L18 167ZM23 168V167H22ZM24 168H23V171H24ZM37 168V167H36ZM42 168H44V167H42ZM52 168V169H53ZM16 169V168H15ZM30 168H28V170H29ZM112 169H113V167H112ZM14 170V169H13ZM27 170V171H28ZM32 170V169H31ZM31 170H30V172H31ZM40 170V169H39ZM44 170V169H43ZM241 170V169H240ZM244 170V169H243ZM15 172H16V170H14ZM36 171L37 170H35L34 169V172H35V175H34V172H33V174L32 175H34V176H31L30 175V177H29V175H28V177L30 178V180H28V182H26V180H25V184H27V183H29L28 184V186H30V184L31 185H33L34 187H35V183H33V182H36V174L38 173V171H37V173H36ZM56 171H57V173H60V175H61V173L62 172H60L61 170H59L58 171V169H56ZM229 171V170H228ZM21 172V171H20ZM25 172H26V170H25ZM44 171H42V169H41V176L43 175V174H45V173H43ZM65 172V171H64ZM247 172V171H246ZM17 173H19V172H17ZM32 173V172H31ZM248 173V172H247ZM25 174V173H24ZM28 174V173H27ZM27 174H26V176H27ZM30 174V173H29ZM68 173H66V174H64V175H67ZM16 175V174H15ZM63 175V174H62ZM69 176V175H68ZM16 177V176H15ZM22 177V176H21ZM46 178H47V176H45ZM27 178V177H26ZM31 178H34L33 180L31 179ZM38 178V177H37ZM40 178V177H39ZM42 178V177H41ZM61 178H63L62 176H61ZM65 178V177H64ZM230 178V177H229ZM28 179V178H27ZM42 179H45L44 177L42 178ZM69 179V178H68ZM18 180H19V178H18ZM47 180V179H46ZM67 180V179H66ZM43 182H44V180H42ZM19 182H20V180H19ZM19 182H18V185H19ZM22 182H23V180H22ZM61 182L63 183V179L61 180ZM61 182H60V184H61ZM64 182H65V179H64ZM33 183V184H32ZM38 183V182H37ZM46 183V182H45ZM240 184V183H239ZM13 185V184H12ZM15 185V184H14ZM21 185H24V184H21L20 183V186L19 187H17V189L18 188H20L21 187ZM39 185V184H38ZM241 185H242V183H241ZM25 186V185H24ZM243 186V185H242ZM34 187H31L30 189H32V188H34ZM262 187V186H261ZM13 188V187H12ZM14 188H16V187H14ZM25 188H26V186H25ZM35 188H37V187H35ZM260 188V187H259ZM20 189H22V188H20ZM46 189L48 190V187H46ZM60 188H57V190H59ZM262 189V188H261ZM23 190H24V188H23ZM23 190H20V194L22 193L21 191H23ZM62 189H60V191H61ZM262 190H264V189H262ZM261 190V191H262ZM17 191V190H16ZM25 191H27V190H25ZM50 191V190H49ZM261 191H260V193H261ZM51 192V191H50ZM262 192H264V191H262ZM25 193V192H24ZM54 194H56V192H54ZM24 195V194H23ZM52 195V194H51ZM14 196H16V195H14ZM24 196H26V195H24ZM24 196H23V198H24ZM263 196V195H262ZM18 197V196H17ZM27 198V197H26ZM24 201V200H23ZM199 202V201H198ZM201 202V201H200ZM25 203V202H24ZM210 206V205H209ZM139 207V206H138ZM203 208V207H202ZM221 208V207H220ZM135 209V208H134ZM209 210H211V206L208 208ZM207 209V210H208ZM260 209V208H259ZM55 210V209H54ZM205 210V209H204ZM208 210V211H209ZM133 211V210H132ZM138 211H140V210H138ZM137 211V212H138ZM203 211V210H202ZM19 212V211H18ZM56 212V211H55ZM211 212V211H210ZM214 212H216L215 210H214ZM136 213V212H135ZM141 213V212H140ZM148 213V212H147ZM208 214V212H205V214ZM53 214H55V213H53ZM57 214H59V213H57ZM142 214V213H141ZM144 214H145V212H144ZM143 214V215H144ZM140 215V214H139ZM146 215V214H145ZM210 215H213V214H210ZM216 215V214H215ZM214 215V216H215ZM55 216V215H54ZM58 216V215H57ZM213 216V218H215ZM218 216H219V214H218ZM218 216H216V217H218ZM43 217V216H42ZM62 217V216H61ZM61 217L59 218V219H61ZM149 217H150V215H149ZM220 217H222L221 215H220ZM224 217V216H223ZM55 218V217H54ZM53 218V219H54ZM142 218H146V217H142ZM164 218V217H163ZM212 218V219H213ZM46 219V218H45ZM48 219V218H47ZM51 219V218H50ZM209 219V218H208ZM212 219L210 220V221H212ZM215 219H217V218H215ZM223 218H221V220H222ZM55 220V219H54ZM56 220H58L57 218H56ZM65 220H66V218H65ZM146 220V219H145ZM221 220L219 221V219H218V221L217 220H213L212 222H213V225H212V227H210L211 228V232L210 233H213V236L215 235L216 236V234L218 233V232H216V229H217V231H219V229H221L220 227H219V225L220 224H223L224 223V225H225V223L227 222L228 223V221H226L225 222V218L223 219L224 220V222H221ZM63 221V220H62ZM67 221H68V219H67ZM144 221V220H143ZM49 222V221H48ZM51 222H52V220H51ZM54 222V221H53ZM56 222H58V221H56ZM70 222V221H69ZM211 222V223H212ZM55 223V222H54ZM62 223V225H63V222H61ZM61 223H58L59 225L61 224ZM66 223V222H65ZM141 223V222H140ZM160 223V222H159ZM16 224V223H15ZM71 224V223H70ZM52 225V224H51ZM54 225V224H53ZM58 226V225H57ZM57 226H54L55 228H57ZM64 226H68V224H66V225H64ZM222 226V225H221ZM17 227V228H16ZM19 227L20 226H15V228H16V231H17V229L19 230ZM51 227V226H50ZM60 227V226H59ZM59 227H58V231L60 230L59 229ZM63 227V226H62ZM216 227V228H215ZM67 228V227H66ZM69 228V227H68ZM67 228V229H68ZM71 228V227H70ZM75 228V227H74ZM227 228V227H226ZM65 229V228H64ZM228 229V228H227ZM121 230H122V228H121ZM229 230V229H228ZM227 230V231H228ZM235 230V229H234ZM70 231V230H69ZM73 231V230H72ZM221 231V230H220ZM19 232V231H18ZM52 232H54V230L52 231ZM55 232H56V230H55ZM60 233H62V231L60 230L59 231ZM58 232V233H59ZM75 232V231H74ZM207 232V231H206ZM229 232V231H228ZM64 233V232H63ZM67 233V232H66ZM71 233H73V232H71ZM78 233V239H77V242H76V240L75 239H72V241L74 240V242L75 243H79L78 245H79V247H77V244H76V249H75V244H74V246H73V253H77V254H79V255H77L76 256V254H75V258H74V262H71L70 260H69V257L72 255V254H70V256H69V253L68 254H64L62 257H60L61 259V263H63V264H95V262H96V260L97 259H99V258H97V259H95L96 258V255L94 254V251H91V252H89L88 250H89V248H88V245H86L87 243V241L89 240H84L83 239V237L81 238V237H79L82 233H80V235H79V232H77ZM123 233H126V232H123ZM225 233H227V232H225ZM231 233H233V232H231ZM231 233H229V234H231ZM237 233V232H236ZM239 234V233H238ZM17 235V239L20 241V244L21 243H24V241H23V239H22V236L20 235V234H16ZM56 235V234H55ZM60 235H62V234H60ZM82 235H84V234H82ZM117 235V234H116ZM126 235V234H125ZM242 235V234H241ZM69 236H70V234H69ZM71 236H73V235H71ZM118 236V235H117ZM217 236H219V233L217 234ZM216 236V238H215V240L218 238ZM221 236V235H220ZM56 238H57V235L55 236ZM59 237H61V236H59ZM58 237V238H59ZM63 237V236H62ZM62 237L61 238H59L60 239V241H61V239H62ZM119 237H121V236H119ZM122 237H123V234H122ZM52 238H53V236H52ZM51 238V239H52ZM71 238H74V236L73 237H71ZM90 238V237H89ZM222 239H223V241L226 243V244H229L230 245V248L228 247H226V249L228 250H230V249H232V251L233 250H237V249H240L241 248V250H243V248L241 247V243H242V241H240L238 238H241V236H239V237H236L235 235L233 236V235H228V237L226 236V238H224V237H221ZM51 239L49 240V241H51ZM68 239H69V237H68ZM87 239V238H86ZM119 239V238H118ZM221 239V240H222ZM54 240H56V239H54ZM83 240V241H82ZM241 240H243L242 238H241ZM60 241H59V243H60ZM85 241V243H83ZM90 241V240H89ZM55 243V241H52L51 242V247H53L54 248V246L55 245H57V246H55V249H56V247L58 248V244H55L54 246H53V244L52 243ZM241 242V243H240ZM63 243H65V242H63ZM243 243H245V242H243ZM50 244V243H49ZM66 244V243H65ZM64 244V245H65ZM71 244V241H70V243H69V245ZM73 244V243H72ZM225 244V245H226ZM21 245H24V244H21ZM91 245H93V244H91ZM46 246H48V245H46ZM59 246H60V244H59ZM71 246V245H70ZM95 246V245H94ZM223 246V245H222ZM62 247H63V245H62ZM246 247V246H245ZM65 248H68V246L67 247H65ZM91 248V247H90ZM94 248V247H93ZM92 248V249H93ZM59 249V248H58ZM57 249V250H58ZM247 249H248V247H247ZM27 250V248H25L24 249V252ZM46 250V249H45ZM51 250V249H50ZM240 250V252L242 253L243 251H241ZM53 251H55V250H53ZM59 251V250H58ZM62 251H63V249H62ZM75 251V252H74ZM96 251V250H95ZM237 251H239V250H237ZM237 251H235V252H237ZM248 251V250H247ZM20 252V251H19ZM23 252V250H22V253H24ZM230 252V251H229ZM234 252V251H233ZM246 252V251H245ZM28 251L24 254L26 257V259H23L24 258V256H23V258L21 259V260H26V261H24L23 263H21V264H37V262H35V261H37V260H35L36 258L34 257H32L30 254H28ZM47 254H48V252H47ZM46 254V255H47ZM90 257V255H91V257H90V260H89V257H87V255ZM92 254H94L95 256H94V258H93V255ZM97 254V253H96ZM235 254V253H234ZM243 254H244V252H243ZM246 255V254H245ZM249 255V254H248ZM55 256V255H54ZM54 256H53V258H54ZM57 256V255H56ZM100 256V255H99ZM98 256V257H99ZM246 258H248V257H246ZM245 258V259H246ZM14 259V258H13ZM12 259V260H13ZM56 259V258H55ZM58 259V258H57ZM71 260H72V258H71ZM57 261V260H56ZM56 261H54V262H56ZM95 261V262H94ZM16 262H18V261H16ZM94 262V263H93ZM17 264V263H16ZM19 264H20V262H19ZM40 264V263H39ZM53 264V263H52ZM98 264V263H97Z\"/></svg>","mask_w":264,"mask_h":264}]
</instances>
